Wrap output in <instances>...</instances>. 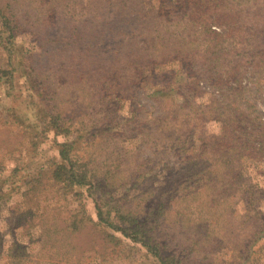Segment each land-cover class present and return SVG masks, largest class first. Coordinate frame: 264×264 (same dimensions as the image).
Returning <instances> with one entry per match:
<instances>
[{
    "label": "rangeland",
    "instance_id": "374dc122",
    "mask_svg": "<svg viewBox=\"0 0 264 264\" xmlns=\"http://www.w3.org/2000/svg\"><path fill=\"white\" fill-rule=\"evenodd\" d=\"M10 63L31 97L11 98ZM16 106L31 129L9 123ZM42 112L62 123L45 132ZM63 144L90 178L81 197L59 198L51 171L27 194ZM0 192V264L15 239L32 264H162L92 224L34 244L46 206L78 201L154 224L169 264H264V0H0Z\"/></svg>",
    "mask_w": 264,
    "mask_h": 264
},
{
    "label": "trees",
    "instance_id": "16d2710c",
    "mask_svg": "<svg viewBox=\"0 0 264 264\" xmlns=\"http://www.w3.org/2000/svg\"><path fill=\"white\" fill-rule=\"evenodd\" d=\"M8 35L13 36L14 34L13 32H9ZM7 39L10 40L9 37ZM13 43L14 42L11 43V41H9L8 44L12 45ZM154 45L158 46V48L155 49V51L152 50V53L154 51V54L159 55L157 59L161 57L160 55L162 53L166 56L169 55L162 41L154 42L152 48L155 47ZM164 52H166V54ZM10 65L11 67L13 66L12 63H10ZM151 65L152 64L150 63L148 65L142 66V69L145 68V71L147 73L152 74ZM22 70L24 71L25 75L28 74L26 68ZM15 72H17L16 66H13L11 69L7 68L6 70L1 71V74L3 75V77H5L7 83H11L9 84V91H13V95L11 98L14 100L16 98L23 97L27 99L31 97L29 95L24 97L22 90L16 89V86L14 85V82H13L15 79ZM133 78L134 77H132L130 80H132ZM32 82L33 81L31 80V83ZM28 87H30L29 89L31 91L32 90L31 84L28 85ZM44 89H45L44 87H41V90L38 91V93L39 94L46 93ZM161 93H165V91H162ZM39 94L37 95L35 94L33 97L36 99ZM52 101L54 100H51V102ZM27 104L25 105L26 107H27ZM16 107L11 108V110L13 111L12 116L14 117L15 121L10 119L9 123L10 124L20 123L23 125L25 129H31V127L33 126H29L28 124L25 125L23 122H20L22 120V117L25 116L24 112L26 109L20 108L18 106ZM45 115L46 113L42 112L41 118H42V123L45 126V129H43L45 132L47 130H51V128H49L51 123H54V127L56 126L58 127V125H60L59 123H62V122H59L60 116H57L58 118H56L55 117L56 115H54V113L52 114L49 113V115L46 118H45ZM70 120H72V118H69V121ZM58 129H59L58 133L66 134V133H69L70 131L69 128H67L66 126L65 127L62 126V128H58ZM67 149H68L67 145L63 144L62 149L60 150V155L62 159L66 161L67 163L61 162V163L55 164L53 167H51V169L50 167H47L46 170L39 172L35 178V181H34L35 183H33L27 190V194L31 191H36L38 187L40 186L44 176H46L49 173L48 171H51L52 176L54 177V180H55L53 181L54 183H52V186H54L55 189L57 190L58 197L63 196L65 194H72V197L74 198L78 196L81 197V194L75 193L74 190L80 189L88 185L90 183V180H89L90 178L87 176V172L81 171L80 165L74 163L73 161L69 159ZM1 182L4 183L3 181ZM5 195L6 194L2 193L1 197L5 198ZM164 206H165V203L163 202L158 204L157 206L158 211L154 213L153 215L150 212L148 217L151 214L152 217L155 218L156 220L158 214L160 215L164 212L165 210ZM0 209H1V206H0ZM97 209H98V213L96 215L97 218L95 221L89 215L86 204L80 201H78V205H75L74 208H62L61 206L58 205V203H56L54 207L46 206L43 210V213L38 217V220L36 221V227H38V230L36 232L34 244L40 241L47 242L49 243L51 248H53V251H54V247H57L56 244L57 242H59V240L62 237H68V238L72 237L71 239L75 240L79 238V236H83L85 234L89 235L90 232H85V231H87V229L92 230V228L89 229L88 227V224H92L94 228H99L97 231L100 232L101 234L103 231H105V227L109 228L113 232L114 231L119 232L125 239H129L132 243L139 244L142 248L146 249L149 253H151L157 258H160L162 261V264H169L165 261L167 259L163 260L164 258L160 254V249H159L160 244L157 242V239L159 238V234H158L159 232L157 231L154 232V227H155L154 224H152L151 227H148L146 224V220L142 221V219L137 217L134 213L128 212L126 216L127 218H129V220L125 224L118 225L116 224L115 219H116V216L122 215L121 213L115 210L114 214H112L110 211L103 212L102 209L100 208H97ZM152 210L155 211V208H153ZM110 238L117 239V236L108 234L107 235L108 241L107 240L105 241L108 243L115 242L111 240ZM12 247L13 248L19 247L20 252L19 253L13 252V254H12V251L9 252V254L7 255V259L10 264H32L38 261L35 258V255L32 254L30 247L28 245L22 246V244H20L18 240L15 239L14 243L12 244ZM56 253H58V251H55V253L50 252L51 257L56 256L57 255Z\"/></svg>",
    "mask_w": 264,
    "mask_h": 264
}]
</instances>
